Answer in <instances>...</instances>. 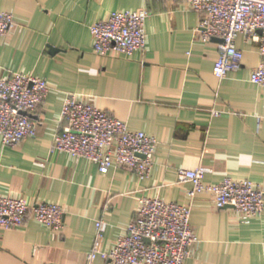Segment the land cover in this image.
Instances as JSON below:
<instances>
[{
    "label": "crops",
    "instance_id": "crops-1",
    "mask_svg": "<svg viewBox=\"0 0 264 264\" xmlns=\"http://www.w3.org/2000/svg\"><path fill=\"white\" fill-rule=\"evenodd\" d=\"M141 7L149 11L143 48L131 57L93 50V22ZM0 10L15 19L0 35V77L32 73L49 86L31 114L37 133L15 145L0 140V194L53 201L64 210L59 228L29 217L0 229V264H110L102 254L87 258L96 220L106 221V250L136 216L141 196L187 202L190 183L178 180L180 167L203 165L207 182L229 175L264 189V86L249 79L259 53L243 33L235 39L242 66L219 78L212 71L218 40L199 37L201 13L185 0H0ZM68 92L156 137L147 177L114 166L102 173L86 157L51 150L66 124ZM190 224L198 242L185 264H264V208L246 218L200 192L191 200Z\"/></svg>",
    "mask_w": 264,
    "mask_h": 264
},
{
    "label": "built area",
    "instance_id": "built-area-1",
    "mask_svg": "<svg viewBox=\"0 0 264 264\" xmlns=\"http://www.w3.org/2000/svg\"><path fill=\"white\" fill-rule=\"evenodd\" d=\"M201 13L197 29L202 40L218 38V56L212 65L214 75L224 77L242 66L243 51L235 42L239 33L257 43L258 63L250 70V81L264 86V0H185ZM148 9L123 8L110 11L105 18L90 25L92 48L101 55L120 54L131 57L146 44L145 21ZM13 13L0 10V35L14 26ZM49 91L43 76L20 71L0 77V140L15 145L37 133L31 114ZM212 115L220 110L212 108ZM61 116L64 127L53 139L51 150L66 151L73 157H86L97 164L102 173L112 166L126 168L140 178L149 175L154 162L157 139L143 130L129 129L127 124L91 102L68 92ZM209 168L180 167V182H189L188 201L179 203L159 196H141L136 216L124 231L104 249L102 241L106 221L97 219L89 261L102 254L110 264H185L191 249L198 242L190 224L191 200L197 193L212 196L218 208L234 207L246 218L261 215L264 189L246 178L226 175L219 182L204 180ZM52 228L63 225V207L53 201L31 203L21 196L0 194V229L22 225L27 218Z\"/></svg>",
    "mask_w": 264,
    "mask_h": 264
},
{
    "label": "water",
    "instance_id": "water-1",
    "mask_svg": "<svg viewBox=\"0 0 264 264\" xmlns=\"http://www.w3.org/2000/svg\"><path fill=\"white\" fill-rule=\"evenodd\" d=\"M217 40H219L218 38H216Z\"/></svg>",
    "mask_w": 264,
    "mask_h": 264
}]
</instances>
